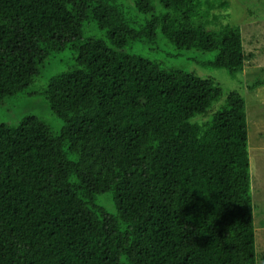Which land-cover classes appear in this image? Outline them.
Segmentation results:
<instances>
[{"label": "trees", "instance_id": "16d2710c", "mask_svg": "<svg viewBox=\"0 0 264 264\" xmlns=\"http://www.w3.org/2000/svg\"><path fill=\"white\" fill-rule=\"evenodd\" d=\"M230 4L0 0V103L26 89L50 55L76 52L45 88L64 123L58 135L36 115L0 122V264L264 261L245 97L139 53L160 38L214 51L188 67L237 78L252 54ZM106 192L115 210L100 200Z\"/></svg>", "mask_w": 264, "mask_h": 264}, {"label": "rangeland", "instance_id": "374dc122", "mask_svg": "<svg viewBox=\"0 0 264 264\" xmlns=\"http://www.w3.org/2000/svg\"><path fill=\"white\" fill-rule=\"evenodd\" d=\"M230 21L242 28L244 45L251 57L247 60L245 70L237 78L230 76L226 69L200 66L189 59L197 58L207 61L215 52H203L196 49H178L160 38L156 46L140 49L139 53L150 57L167 67H182L188 70L197 69L202 76H212L225 92L239 91L246 99L249 154L251 160V186L254 200L257 251L264 253V83L255 89L249 86L252 80L260 77L264 81V0H230ZM98 30L92 33L99 35ZM104 37V34L101 33ZM76 52L69 47L50 55L34 81L22 92L6 97L0 103V122L18 125L27 115H36L44 121L54 135H58L64 125L63 120L50 108L45 88L52 75L67 71L75 64ZM195 71V70H194ZM100 200L109 210H115L111 194L100 195ZM260 264H264L261 261Z\"/></svg>", "mask_w": 264, "mask_h": 264}]
</instances>
